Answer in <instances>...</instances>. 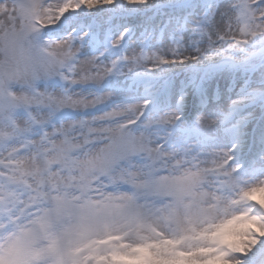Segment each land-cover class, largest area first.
<instances>
[{
  "label": "snow or ice",
  "instance_id": "1",
  "mask_svg": "<svg viewBox=\"0 0 264 264\" xmlns=\"http://www.w3.org/2000/svg\"><path fill=\"white\" fill-rule=\"evenodd\" d=\"M0 264H264V0H0Z\"/></svg>",
  "mask_w": 264,
  "mask_h": 264
},
{
  "label": "rangeland",
  "instance_id": "2",
  "mask_svg": "<svg viewBox=\"0 0 264 264\" xmlns=\"http://www.w3.org/2000/svg\"><path fill=\"white\" fill-rule=\"evenodd\" d=\"M130 52H131V50H130ZM130 52H129V54H131Z\"/></svg>",
  "mask_w": 264,
  "mask_h": 264
},
{
  "label": "bare ground",
  "instance_id": "3",
  "mask_svg": "<svg viewBox=\"0 0 264 264\" xmlns=\"http://www.w3.org/2000/svg\"><path fill=\"white\" fill-rule=\"evenodd\" d=\"M130 52V51H129ZM131 53V52H130Z\"/></svg>",
  "mask_w": 264,
  "mask_h": 264
}]
</instances>
